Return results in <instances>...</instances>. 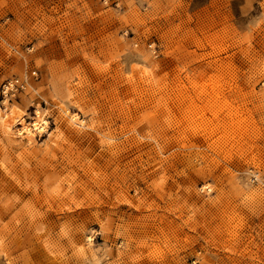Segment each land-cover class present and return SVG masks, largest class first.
Instances as JSON below:
<instances>
[{
  "label": "rangeland",
  "instance_id": "rangeland-1",
  "mask_svg": "<svg viewBox=\"0 0 264 264\" xmlns=\"http://www.w3.org/2000/svg\"><path fill=\"white\" fill-rule=\"evenodd\" d=\"M11 106L0 264H264V0H0Z\"/></svg>",
  "mask_w": 264,
  "mask_h": 264
},
{
  "label": "bare ground",
  "instance_id": "bare-ground-1",
  "mask_svg": "<svg viewBox=\"0 0 264 264\" xmlns=\"http://www.w3.org/2000/svg\"><path fill=\"white\" fill-rule=\"evenodd\" d=\"M25 83V82H24ZM27 86L30 87V89L32 91H36L35 88L33 86H31L28 82H26ZM24 85V84H23ZM6 110L5 111H1L0 110V132L2 134L5 135H9V133H11L13 126L16 124L20 125L21 128L18 130L17 134L20 135H24V137L27 138V141L30 143L31 142V137H32V133L33 131H40L43 129V126L46 125V120L43 117V114L40 113L39 110H35V120L29 125H27L22 117L23 113H19L15 107H12L7 109V107H5ZM61 112L64 114L65 116V122L73 127H75L76 129H83L86 128L87 125L86 123H84L82 120L79 121V119H76L74 116H70L69 114H67L66 110L63 108H60ZM76 116V115H75ZM8 192L6 190H2L0 192V195L2 196L1 198H4V203H6V201L8 200L7 197ZM28 195V193L26 191H19L16 195L13 196L14 201L13 203H16L18 200H20V202L23 201L24 197ZM34 195V194H33ZM64 195V194H63ZM54 198V199H53ZM63 200L60 201L57 204L58 200L56 197L52 196V198H47V205L49 209H52L53 207H55V205L57 207H63L65 206V204L69 205L70 204V195H65L63 198ZM18 205L15 204H10V205H6L5 209L6 211H9L11 209H9L10 207H16L17 208ZM39 206L38 200L35 201L34 203H31V200H29L26 204H24L23 206L19 207V209H23L25 214L30 217V219L34 220L32 222V225L37 223L40 220H43L45 218L44 215H42L41 213H39L38 210H36V212H34L35 208ZM52 214H49V217H51ZM51 254H56L58 252H50Z\"/></svg>",
  "mask_w": 264,
  "mask_h": 264
}]
</instances>
